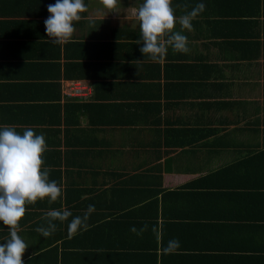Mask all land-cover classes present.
I'll return each instance as SVG.
<instances>
[{
    "label": "crops",
    "instance_id": "1",
    "mask_svg": "<svg viewBox=\"0 0 264 264\" xmlns=\"http://www.w3.org/2000/svg\"><path fill=\"white\" fill-rule=\"evenodd\" d=\"M55 2L0 0V128L42 134L62 189L26 205L23 264H264V0H172L177 18L205 10L183 30L190 51L158 61L136 44L143 0H85L65 44L45 32ZM68 96L86 102L79 117ZM65 208L42 237L45 213Z\"/></svg>",
    "mask_w": 264,
    "mask_h": 264
},
{
    "label": "clouds",
    "instance_id": "2",
    "mask_svg": "<svg viewBox=\"0 0 264 264\" xmlns=\"http://www.w3.org/2000/svg\"><path fill=\"white\" fill-rule=\"evenodd\" d=\"M109 12L120 5V0H99ZM177 7H180L179 5ZM185 9L187 5L183 6ZM205 10L203 3L197 4L190 11L175 15L172 0H143L134 10L138 22L140 37L136 44L151 60L158 61L164 57L171 47L179 53H188V38L183 30L192 31V21ZM48 18L44 21L47 37L51 43L65 44L70 41L75 32L74 22L83 19L81 13L88 11L84 0H56L47 6ZM177 22L181 31H175ZM47 149L45 137L37 135L31 128H26L19 134L13 126L0 128V222L7 227L9 237L0 244V264H23L22 256L28 245L18 235L20 220L26 213V205L35 204L38 200L48 198L55 202L61 195L62 189L56 181L49 180L50 168L43 167V154ZM95 211L94 205H89L84 215L73 217L68 224L70 234H75L81 228L87 229L89 215ZM72 216L67 208L52 209L45 213L48 226L38 227L36 231L42 237L50 236L55 230L56 220L61 222ZM144 228L137 232L140 235ZM180 247L178 240H171L164 253H172Z\"/></svg>",
    "mask_w": 264,
    "mask_h": 264
},
{
    "label": "trees",
    "instance_id": "3",
    "mask_svg": "<svg viewBox=\"0 0 264 264\" xmlns=\"http://www.w3.org/2000/svg\"><path fill=\"white\" fill-rule=\"evenodd\" d=\"M84 2H85V0H84ZM66 99H67L66 100L67 102H65L63 105V109L66 112V114L71 116V113L72 114L74 113V117H79L78 113H80L79 111L83 107V103H86V102L85 101L79 102L81 100L77 101V99H81V98H72L69 96ZM68 100H75V101H68Z\"/></svg>",
    "mask_w": 264,
    "mask_h": 264
},
{
    "label": "built area",
    "instance_id": "4",
    "mask_svg": "<svg viewBox=\"0 0 264 264\" xmlns=\"http://www.w3.org/2000/svg\"><path fill=\"white\" fill-rule=\"evenodd\" d=\"M76 86H74V90L76 91L77 89L75 88ZM84 87H78V90L77 91H79V90H82Z\"/></svg>",
    "mask_w": 264,
    "mask_h": 264
},
{
    "label": "rangeland",
    "instance_id": "5",
    "mask_svg": "<svg viewBox=\"0 0 264 264\" xmlns=\"http://www.w3.org/2000/svg\"><path fill=\"white\" fill-rule=\"evenodd\" d=\"M78 90V87H75Z\"/></svg>",
    "mask_w": 264,
    "mask_h": 264
}]
</instances>
